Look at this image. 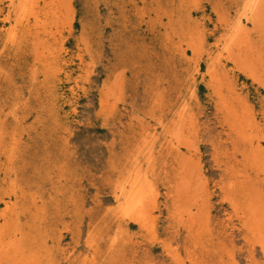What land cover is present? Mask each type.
Listing matches in <instances>:
<instances>
[{"label": "rangeland", "instance_id": "374dc122", "mask_svg": "<svg viewBox=\"0 0 264 264\" xmlns=\"http://www.w3.org/2000/svg\"><path fill=\"white\" fill-rule=\"evenodd\" d=\"M33 1L34 15H26L21 0H0V26L11 11L29 42L25 70L0 66V264H71L89 242L104 252L116 247L117 264L122 254L131 264H264L242 210L248 193L264 219V86L244 68L231 70L252 113L253 138L245 144L194 73L198 64L203 74L206 63L195 64L176 40L170 0ZM191 3L184 12L208 44L219 37L215 6L234 16L258 4L264 25V0ZM155 42L163 70L151 83L155 75L143 67ZM176 43L178 56L171 53ZM191 75L187 93H196L200 127L195 136L177 135L166 119L167 92L176 77ZM49 89L60 98L44 121L36 96ZM48 138L51 148L43 147ZM148 147L150 161L139 153ZM42 148L53 160L46 169L44 157L31 158ZM250 150L258 161L248 160ZM137 158L145 221L116 219V180ZM56 166L69 169L68 198Z\"/></svg>", "mask_w": 264, "mask_h": 264}, {"label": "bare ground", "instance_id": "6f19581e", "mask_svg": "<svg viewBox=\"0 0 264 264\" xmlns=\"http://www.w3.org/2000/svg\"><path fill=\"white\" fill-rule=\"evenodd\" d=\"M164 2L169 4L168 0H164ZM170 2L172 8V14L170 15L171 23L174 28H176L175 38L178 41L179 39L181 40L184 46V54L187 55L190 53L191 60H194L195 64L201 60H204L206 63V69L203 74L200 72L198 64L195 65L194 73L196 75L201 74L202 80L208 82L207 87L209 91L213 92V95L217 97L219 101L218 106L222 111L221 113L226 116L234 132L242 137L245 144H248L253 138L250 132L253 128L251 124L252 113L245 99L238 94V91L230 79V74L231 70L244 68L243 72L248 76H253V79L259 85L264 86V29H262L264 25L262 21L263 16L259 8L260 6L258 4H251L242 14L237 13L234 16L232 12L224 13L222 10H219L218 6H215L214 14L217 15V29H219L217 32L219 37L214 40L213 43L208 44L207 37L203 29H201L202 26L199 23L196 24L192 22L191 16L184 12L185 2L186 4L192 2L191 4L198 5V0H170ZM33 3V0H21L20 13L34 15V9L31 11ZM10 13L11 11H9V14ZM9 14L6 16L5 20L3 19L2 25L0 26V66L5 64L10 67L12 71L18 68L25 70L27 67L29 42L28 39L26 40L27 35H24L20 22L16 19L12 21ZM154 36V39L157 40V35ZM157 43L158 42L154 43L155 46H153L149 53L148 61L150 63L145 64L143 67V71L146 75L154 73L155 77L150 78L152 81L151 83L155 82L153 80L156 78L158 79L163 70L160 66L161 73H159L156 64V60L158 61L161 59L159 56V49L161 46ZM173 48L175 50H172V55H177L180 52V46H177L176 43ZM153 59H155L154 65L153 62H151ZM257 64H259L260 67L258 70H255ZM2 78L3 76L0 72V80ZM193 79V75L188 78L176 77L175 82L170 85L167 92V100L165 101L166 119L169 128L173 129L177 135L195 136L199 131L200 121L195 111L197 96L195 92L187 93V90L191 88ZM9 89H7V87L3 88V94L9 95ZM20 94H13V99L18 100L17 97L20 98ZM156 95V99L159 103L161 97L158 93ZM36 97L37 101L44 104V107H46V110L43 111V115L41 116V120L53 119V111L57 108L56 104L60 98L57 96L56 90L49 89L43 92L42 97ZM51 144H53V141L48 138L45 140L43 147L51 148ZM142 149L139 153L145 155V158L149 160L150 148ZM23 150L21 151V155H24ZM172 151H174V148ZM45 152L44 148L35 149L31 154V158L36 159L37 156H39V158L44 157V164H42V166L44 165L46 169L53 164V160L52 157ZM172 153L173 152H171V155ZM246 157L249 161H258L256 151L250 150L248 154H246ZM138 162V158L133 162L132 160L129 161L116 180L114 198L119 206V211L115 213L114 216L116 219H120L122 216L124 217L128 214H134L137 220L145 221L142 205L144 204V198L147 196H145L144 184L142 178H140ZM54 172L57 173L56 175L59 179L58 188L65 185L66 197L68 198V191H70L72 187L68 175L69 169L62 167L59 170L56 166ZM145 177H143L144 180L146 179ZM64 194L65 193L62 195ZM229 199L232 200V198ZM243 199L245 200V208H242V210H244L247 215H249L248 218H251L253 221V223L251 221L252 224L250 225L249 222H246V227L250 226L248 229H250L253 235L258 237V243L264 249V219H261L258 206L256 202L249 197L248 193L246 198ZM71 201L72 203L76 202L74 199ZM6 206L8 208V204ZM111 210L112 209L109 211ZM210 239H212V237ZM116 250L115 247L109 248L108 251L104 252L98 244L89 242L85 253L82 255H77V253L72 254L69 257V262L71 264H117L116 261H119L114 254ZM205 250L209 251L210 255L215 254L213 252L214 249L208 246L205 247ZM122 257L123 264L132 263L126 255L122 254Z\"/></svg>", "mask_w": 264, "mask_h": 264}]
</instances>
